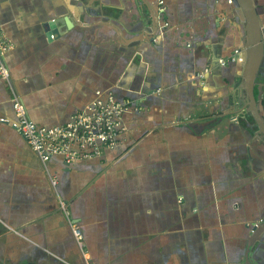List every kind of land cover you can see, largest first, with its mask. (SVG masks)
Segmentation results:
<instances>
[{
	"label": "crops",
	"instance_id": "crops-1",
	"mask_svg": "<svg viewBox=\"0 0 264 264\" xmlns=\"http://www.w3.org/2000/svg\"><path fill=\"white\" fill-rule=\"evenodd\" d=\"M72 2L0 0L10 44V80L0 77V264H247L252 226L264 220V139L238 108L237 3ZM57 11L73 20L50 28L58 35L44 28ZM261 86L264 113V76ZM13 91L47 127L68 122L97 91L135 106L102 155L44 164L12 125ZM252 243L250 260L264 264V230Z\"/></svg>",
	"mask_w": 264,
	"mask_h": 264
},
{
	"label": "built area",
	"instance_id": "built-area-1",
	"mask_svg": "<svg viewBox=\"0 0 264 264\" xmlns=\"http://www.w3.org/2000/svg\"><path fill=\"white\" fill-rule=\"evenodd\" d=\"M163 3V1H161ZM164 9V7H163ZM0 77L9 81L10 69L3 61V52L10 48V44L0 28ZM240 50L236 49L230 58L237 60ZM228 59H220V64H226ZM211 68L199 72L198 76L204 77ZM12 106L15 120L12 122L37 153L44 164L53 155H60L68 163L76 159L94 158L104 153L106 148H112L119 143V136L127 128L125 114L135 103L133 100H120L109 91H97L96 96L82 110L73 114L68 122L56 126H41L31 119L26 105L17 94L12 92ZM238 120L236 116L234 118ZM5 121V118H1ZM56 183V178H52ZM62 206L65 203L62 202ZM67 212V211H66ZM68 216L70 213L68 211ZM72 231L78 246L87 256L86 241L79 224H72ZM87 264H93L87 261Z\"/></svg>",
	"mask_w": 264,
	"mask_h": 264
},
{
	"label": "water",
	"instance_id": "water-1",
	"mask_svg": "<svg viewBox=\"0 0 264 264\" xmlns=\"http://www.w3.org/2000/svg\"><path fill=\"white\" fill-rule=\"evenodd\" d=\"M234 1L237 3L238 10L244 18V64L243 78L240 86L243 87L246 103L244 101L240 102L243 98L242 96L238 97V101L240 102V104H238V108L249 111L253 115L258 125L257 135L264 139V113L258 102L263 91L261 79L264 76V17L260 13L255 0ZM72 4L77 5V7H82L81 4L74 2V0ZM152 10L150 29L158 26V13L155 9ZM66 16L73 22V20L68 16L67 11H57L56 16L50 17V19L44 23L45 30L50 28L56 29L63 19H67ZM49 31H51V29ZM53 31L58 35L56 30ZM256 87L259 90L258 94H256ZM252 230V236L249 239V246L246 253L247 264H255L250 260L249 252L253 245L252 241L259 237V234H261L264 230V220H260V222L253 224Z\"/></svg>",
	"mask_w": 264,
	"mask_h": 264
},
{
	"label": "flooded vegetation",
	"instance_id": "flooded-vegetation-1",
	"mask_svg": "<svg viewBox=\"0 0 264 264\" xmlns=\"http://www.w3.org/2000/svg\"><path fill=\"white\" fill-rule=\"evenodd\" d=\"M259 9V8H258ZM260 11V10H259ZM248 116H252L253 117V115L249 112V111H246V117H248Z\"/></svg>",
	"mask_w": 264,
	"mask_h": 264
},
{
	"label": "trees",
	"instance_id": "trees-1",
	"mask_svg": "<svg viewBox=\"0 0 264 264\" xmlns=\"http://www.w3.org/2000/svg\"><path fill=\"white\" fill-rule=\"evenodd\" d=\"M261 14H262V16L264 17V14H263V12H260Z\"/></svg>",
	"mask_w": 264,
	"mask_h": 264
},
{
	"label": "rangeland",
	"instance_id": "rangeland-1",
	"mask_svg": "<svg viewBox=\"0 0 264 264\" xmlns=\"http://www.w3.org/2000/svg\"><path fill=\"white\" fill-rule=\"evenodd\" d=\"M263 14H264V12H263Z\"/></svg>",
	"mask_w": 264,
	"mask_h": 264
}]
</instances>
